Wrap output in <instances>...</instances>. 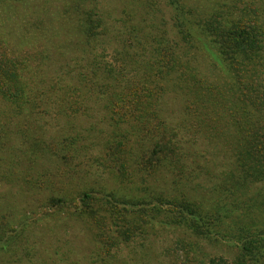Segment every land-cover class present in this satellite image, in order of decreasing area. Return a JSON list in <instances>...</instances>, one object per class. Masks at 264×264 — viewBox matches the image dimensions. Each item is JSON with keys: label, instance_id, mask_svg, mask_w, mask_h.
I'll list each match as a JSON object with an SVG mask.
<instances>
[{"label": "rangeland", "instance_id": "obj_1", "mask_svg": "<svg viewBox=\"0 0 264 264\" xmlns=\"http://www.w3.org/2000/svg\"><path fill=\"white\" fill-rule=\"evenodd\" d=\"M217 13L225 33L244 18L256 27L245 33L264 38V0H0V55L24 64L33 101L19 112L0 95V264L233 262L238 245L229 233L243 228L231 220L243 215L236 209L229 222L214 223L208 211L224 196L250 202L233 193L229 137L201 126L178 87L147 94L164 88L148 70L167 66L165 46L173 62L217 79L198 40L207 39L219 65L225 54L205 27L189 24L213 22ZM120 139L128 146L126 181L108 156ZM156 145L164 149L152 157ZM174 147L180 169L166 160ZM185 199L207 212L206 222L230 226L217 240L194 236L198 216L185 212ZM11 213L17 220L6 227ZM22 222L28 236L8 239L7 229L13 236Z\"/></svg>", "mask_w": 264, "mask_h": 264}, {"label": "trees", "instance_id": "obj_2", "mask_svg": "<svg viewBox=\"0 0 264 264\" xmlns=\"http://www.w3.org/2000/svg\"><path fill=\"white\" fill-rule=\"evenodd\" d=\"M213 17V22L207 19L203 20L207 24H201L199 21L196 22L197 24L189 21V24L205 27L213 37L210 38L209 42L215 46L219 45L225 54L226 65H219L214 60L207 39L198 40L202 53L209 56L218 67L217 79L211 80L209 74H203L198 68L189 69L185 66L188 64L173 62V58L169 56L170 50L165 46L162 54L164 53L163 60L168 61L165 62L167 66L160 68L158 65L157 69L148 70L151 75L160 79L164 88L155 87L154 90H148L147 94L160 93L161 95V91L167 94L172 89L171 87H178L187 92L186 95L191 104L196 105V111L202 116L201 126L202 123H206L212 131L217 133L218 131H225L226 136L229 137V144L232 145V155L235 159V166L229 174L236 175L235 173H237V178L234 176L236 179L233 182V193L238 192L239 198L241 196L248 197L250 202L247 204L248 206L244 203L246 207H241L237 201L229 202V197L224 196L225 199L220 197L221 208L208 210L209 214L215 217L214 223L216 221L220 223L229 222L236 209L240 215H243L242 218L233 216L231 220L233 222L236 219L242 224L241 228L243 229H239L237 234L228 232L231 241L238 245V251L233 262L213 259L211 264H264V38L260 40L257 35L245 33L248 26L253 29L256 27H253L244 18L237 21V25L232 31L225 33V28L220 26L224 24L221 14L217 13ZM176 19L178 25L182 26L181 16H177ZM206 30L204 29L205 33ZM188 35L192 34L189 33ZM239 58H251L258 64L254 68L248 67ZM177 70L179 73L175 74ZM23 73V63L13 60L5 54L0 55V95L19 112L23 111L28 104L33 103L29 84L24 80ZM261 73L263 76L260 78ZM173 76L175 78L165 81L168 77ZM146 98L148 101V96ZM163 141L175 146L178 151L180 150L167 137H164ZM108 146V156L118 164L120 179L122 181L130 179L126 141L120 139ZM175 147L170 149L168 155L171 156L170 158L167 157L166 160L170 164L177 165V169H180L182 155H175ZM163 149L156 145L152 157H158ZM259 185L261 186L257 187ZM88 197V194H83L84 199H88ZM165 199L167 204L170 203L168 197ZM86 202L84 204L87 206ZM141 205H143L142 202ZM182 205L189 215L198 216V221L192 232L198 238L217 240L231 224V222L227 223L228 227L224 230L206 222L202 215H206L207 212L198 207L194 208L189 200L185 199ZM257 212L262 213L260 219L253 217ZM146 213L147 210H144V214ZM17 216L11 213L7 218H4L6 227L14 223ZM150 220H155V218L149 217ZM103 223L107 225L108 221L104 219ZM24 225L25 222H22L21 231L13 236L10 234L12 229L8 228V239L15 237V242H17L21 237H27L29 228ZM103 229L109 234L112 233L110 226L108 228L103 227Z\"/></svg>", "mask_w": 264, "mask_h": 264}]
</instances>
